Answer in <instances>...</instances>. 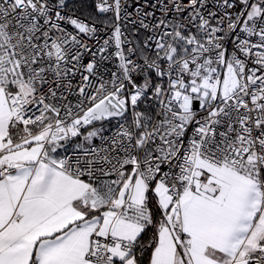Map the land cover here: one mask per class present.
Masks as SVG:
<instances>
[{"label": "snow or ice", "instance_id": "6c2138e0", "mask_svg": "<svg viewBox=\"0 0 264 264\" xmlns=\"http://www.w3.org/2000/svg\"><path fill=\"white\" fill-rule=\"evenodd\" d=\"M0 264H264V0H0Z\"/></svg>", "mask_w": 264, "mask_h": 264}]
</instances>
